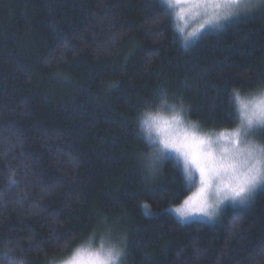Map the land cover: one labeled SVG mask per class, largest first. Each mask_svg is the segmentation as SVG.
<instances>
[{"label": "trees", "instance_id": "obj_1", "mask_svg": "<svg viewBox=\"0 0 264 264\" xmlns=\"http://www.w3.org/2000/svg\"><path fill=\"white\" fill-rule=\"evenodd\" d=\"M161 0H0V264H47L115 229L123 264H264V188L213 222L168 208L193 190L142 118L181 98L204 130L264 89V11L185 48ZM15 182V183H13Z\"/></svg>", "mask_w": 264, "mask_h": 264}, {"label": "snow or ice", "instance_id": "obj_2", "mask_svg": "<svg viewBox=\"0 0 264 264\" xmlns=\"http://www.w3.org/2000/svg\"><path fill=\"white\" fill-rule=\"evenodd\" d=\"M177 21L185 48L197 40L203 31L225 30L234 20L255 11H264V0H161ZM187 17V19H186ZM198 27L185 31L189 20ZM228 102L230 115L238 122L232 128L202 131L189 120L181 98L169 103L165 95L159 98L155 112H145L142 125L152 141V151L145 155V167L150 177L167 153L179 160L187 181L198 177L195 193L187 196L172 210L183 221L192 216H204L210 221L218 217L225 201L246 205L258 187L264 186V143L253 139L264 132V90L241 95L233 88ZM150 129V131H149ZM15 183V182H13ZM100 249L91 245L79 248L64 264H108ZM125 255V249L123 256Z\"/></svg>", "mask_w": 264, "mask_h": 264}, {"label": "rangeland", "instance_id": "obj_3", "mask_svg": "<svg viewBox=\"0 0 264 264\" xmlns=\"http://www.w3.org/2000/svg\"><path fill=\"white\" fill-rule=\"evenodd\" d=\"M186 19H187V17H186ZM177 23H183V22L177 21ZM195 27H198V21L196 19L189 20L188 25L185 27V31L186 32L187 31H191ZM260 91H258V92H260ZM201 130L202 131H209V130H204V129H201ZM252 138L255 139L257 142L264 143V132H256V133L253 134ZM165 156H172L179 162L178 158L176 157V155L174 153H167ZM190 182L193 185L195 184V186H194L193 190L190 192V194L188 196H190V195H192L193 193L196 192L197 187H198V177H196L194 175L193 180L189 181V183ZM263 188H264V186L258 187L257 190L255 191V193L258 192L259 190L263 189ZM241 206L242 205H239V204H235L234 205L231 201H225L220 206V212H219L218 217H216L215 219H213L211 221L207 217H204V216H192V217H189V218H187V219L182 221L175 214V212L172 210L175 206H172V207L168 208V211H170L181 222H187V221H191V220H198V221H204V222H213V221H216L219 218V216L222 214V212L225 209H227V208H237V207H241ZM114 230L115 229H113L112 227L104 228V230H102L101 233L98 234L96 238L91 239L90 241H84V242H80V243L76 244L74 247H72L69 250L65 251L60 256H58V257L54 258L53 260L49 261L47 264H64V261L68 260L75 253V251L77 249L82 248V247H87L89 245H91L92 248H95V247H97L99 245V243L101 242L102 239L109 240V241H112V242H117L118 241V237H117V234L114 233L115 232ZM121 264H123V256L121 257Z\"/></svg>", "mask_w": 264, "mask_h": 264}, {"label": "clouds", "instance_id": "obj_4", "mask_svg": "<svg viewBox=\"0 0 264 264\" xmlns=\"http://www.w3.org/2000/svg\"><path fill=\"white\" fill-rule=\"evenodd\" d=\"M101 245H103L101 255L105 257L108 264H121V257L123 256L124 252L122 242H112L109 240L102 239L99 245L95 248L100 249ZM8 264H24V261L9 258Z\"/></svg>", "mask_w": 264, "mask_h": 264}]
</instances>
